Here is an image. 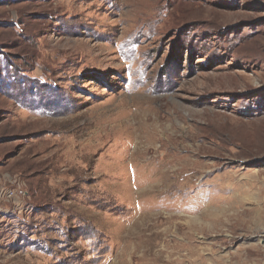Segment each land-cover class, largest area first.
<instances>
[{"label": "rangeland", "instance_id": "374dc122", "mask_svg": "<svg viewBox=\"0 0 264 264\" xmlns=\"http://www.w3.org/2000/svg\"><path fill=\"white\" fill-rule=\"evenodd\" d=\"M0 264H264V0H0Z\"/></svg>", "mask_w": 264, "mask_h": 264}, {"label": "built area", "instance_id": "2783aa9c", "mask_svg": "<svg viewBox=\"0 0 264 264\" xmlns=\"http://www.w3.org/2000/svg\"><path fill=\"white\" fill-rule=\"evenodd\" d=\"M15 190H8L5 194L7 195V198H13L14 194H15Z\"/></svg>", "mask_w": 264, "mask_h": 264}, {"label": "crops", "instance_id": "0c3cea01", "mask_svg": "<svg viewBox=\"0 0 264 264\" xmlns=\"http://www.w3.org/2000/svg\"><path fill=\"white\" fill-rule=\"evenodd\" d=\"M20 202V204L22 205L23 204V201L22 200H19L18 203Z\"/></svg>", "mask_w": 264, "mask_h": 264}]
</instances>
